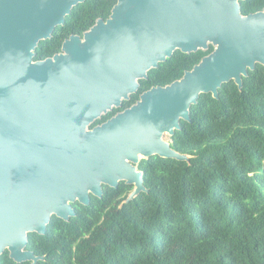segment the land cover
<instances>
[{
  "label": "water",
  "instance_id": "1",
  "mask_svg": "<svg viewBox=\"0 0 264 264\" xmlns=\"http://www.w3.org/2000/svg\"><path fill=\"white\" fill-rule=\"evenodd\" d=\"M86 0H0V256L36 264L29 233L45 234L53 215H76L73 203L102 197L103 185L142 191L143 159L188 161L173 148L181 120L202 93L264 66V8L243 14L244 0H117L107 19L71 34L59 53L35 60L74 6ZM213 50L179 79L143 91L140 79L176 50Z\"/></svg>",
  "mask_w": 264,
  "mask_h": 264
},
{
  "label": "trees",
  "instance_id": "2",
  "mask_svg": "<svg viewBox=\"0 0 264 264\" xmlns=\"http://www.w3.org/2000/svg\"><path fill=\"white\" fill-rule=\"evenodd\" d=\"M117 0H86L74 6L51 38L40 41L35 59L61 50L71 34L83 35L98 18L107 19ZM243 14L264 8V0L241 1ZM176 50L140 79L138 91L102 115L101 124L134 104L155 85L183 76L213 50ZM240 89L223 83L219 97L202 93L181 120L172 146L188 161L153 155L143 159L142 191L124 181L105 186L102 198L73 203L68 221L53 215L45 234L29 233L27 249L44 256L36 264H264V66L256 64ZM0 264L18 263L9 251Z\"/></svg>",
  "mask_w": 264,
  "mask_h": 264
},
{
  "label": "flooded vegetation",
  "instance_id": "3",
  "mask_svg": "<svg viewBox=\"0 0 264 264\" xmlns=\"http://www.w3.org/2000/svg\"><path fill=\"white\" fill-rule=\"evenodd\" d=\"M83 33H84V32H83ZM82 36H83V35H82ZM64 40H65V39H64ZM39 43H40V42H39ZM61 47H62V46H61ZM36 48H37V47H36ZM60 51H61V50H60ZM60 51H58V52H56V53H59ZM35 52H36V51H35ZM56 53H54V54H56ZM54 54H53V55H54ZM35 55H36V54H35ZM53 55H52V56H53ZM47 57H50V56H47ZM47 57H45V58H47ZM45 58H43V59H45ZM34 59H35V56H34ZM35 60H38V59H35ZM170 139H172V138L170 137ZM172 142H173V141H172ZM138 167H139V166H138ZM139 169H140V168H139ZM105 186H106V185H103V191H104V192H103V195H104V193H105ZM107 186H108V185H107ZM132 189H133V185H132ZM132 189H131V190H132ZM103 195H102V197H103ZM96 197H97V196H96ZM102 197H99V198H102ZM90 202H91V201H90Z\"/></svg>",
  "mask_w": 264,
  "mask_h": 264
},
{
  "label": "rangeland",
  "instance_id": "4",
  "mask_svg": "<svg viewBox=\"0 0 264 264\" xmlns=\"http://www.w3.org/2000/svg\"><path fill=\"white\" fill-rule=\"evenodd\" d=\"M165 138L170 141V137L169 136L165 135Z\"/></svg>",
  "mask_w": 264,
  "mask_h": 264
}]
</instances>
